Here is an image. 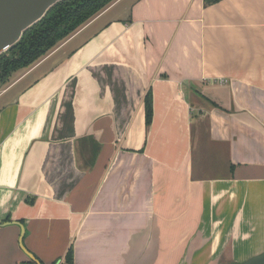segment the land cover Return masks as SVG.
I'll list each match as a JSON object with an SVG mask.
<instances>
[{
	"label": "crops",
	"instance_id": "crops-1",
	"mask_svg": "<svg viewBox=\"0 0 264 264\" xmlns=\"http://www.w3.org/2000/svg\"><path fill=\"white\" fill-rule=\"evenodd\" d=\"M70 248L73 264L264 251V0H114L0 90V264Z\"/></svg>",
	"mask_w": 264,
	"mask_h": 264
},
{
	"label": "trees",
	"instance_id": "trees-1",
	"mask_svg": "<svg viewBox=\"0 0 264 264\" xmlns=\"http://www.w3.org/2000/svg\"><path fill=\"white\" fill-rule=\"evenodd\" d=\"M113 1L63 0L50 8L38 23L23 33L17 44L0 55V90L13 81L14 73L29 68ZM217 1L204 0V3ZM145 121L147 125L151 121L150 92L145 96ZM64 260L65 264H73L71 248Z\"/></svg>",
	"mask_w": 264,
	"mask_h": 264
},
{
	"label": "water",
	"instance_id": "water-1",
	"mask_svg": "<svg viewBox=\"0 0 264 264\" xmlns=\"http://www.w3.org/2000/svg\"><path fill=\"white\" fill-rule=\"evenodd\" d=\"M61 1L0 0V55L17 44L26 30L38 23L50 8ZM231 264H264V251L241 263Z\"/></svg>",
	"mask_w": 264,
	"mask_h": 264
},
{
	"label": "rangeland",
	"instance_id": "rangeland-1",
	"mask_svg": "<svg viewBox=\"0 0 264 264\" xmlns=\"http://www.w3.org/2000/svg\"><path fill=\"white\" fill-rule=\"evenodd\" d=\"M24 70V69H23ZM23 70L17 71L16 73H14L12 75V80H14L19 74H21L23 72Z\"/></svg>",
	"mask_w": 264,
	"mask_h": 264
}]
</instances>
